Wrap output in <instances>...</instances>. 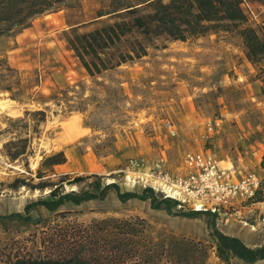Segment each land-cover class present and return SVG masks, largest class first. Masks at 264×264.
Instances as JSON below:
<instances>
[{
    "label": "rangeland",
    "instance_id": "rangeland-1",
    "mask_svg": "<svg viewBox=\"0 0 264 264\" xmlns=\"http://www.w3.org/2000/svg\"><path fill=\"white\" fill-rule=\"evenodd\" d=\"M250 6L254 16L247 24L259 29L264 5ZM109 10L110 0H67L59 10L36 17L29 27L0 36V252L15 251L23 244L33 247L32 238L40 240L48 225L119 218L138 232L140 263L225 264L209 235V216L171 215L136 198L121 202L113 189L103 199L63 204L58 211H68L65 216L40 205L30 210L31 221L8 216L26 215L27 204L47 197V188L10 186L17 178L36 175L42 152L63 150L67 158L44 178H85L76 184L65 182L63 192L97 193L94 181L99 177L103 184L115 182L120 191L141 193L138 183L131 188L124 185L127 175L137 176L138 168L127 167L130 160L150 165L163 157L176 170L186 153L177 144L199 143L201 135L211 139L209 121L220 119L221 130L225 124L264 125V96L259 93L261 83L254 79L256 67L246 59L234 31L208 32L187 41L158 38L146 44L145 56L90 77L66 38L71 31L82 34L111 24L116 18L106 14ZM133 39L127 37L120 50H127ZM225 90H229L226 97ZM40 110L44 120L34 114ZM18 138L30 139L28 153L12 161L4 144ZM257 218L264 214L253 209L238 220L252 229L248 225ZM226 221L235 222L227 217L215 222L224 227ZM255 236L251 247L263 244ZM230 264L247 263L230 258Z\"/></svg>",
    "mask_w": 264,
    "mask_h": 264
},
{
    "label": "trees",
    "instance_id": "trees-1",
    "mask_svg": "<svg viewBox=\"0 0 264 264\" xmlns=\"http://www.w3.org/2000/svg\"><path fill=\"white\" fill-rule=\"evenodd\" d=\"M243 1L110 0V10L106 14L114 16L116 20L82 34L71 31L72 36L66 40L86 73L95 78L104 71L145 56L146 44L155 39L187 41L208 32L234 31L240 38L246 59L256 67L254 79L261 83L260 94L264 96V64L260 65L264 60V24L259 29L247 24L248 17L241 5ZM246 1L264 5V0ZM66 2L67 0H0V36L15 29L29 27L36 17L57 11ZM102 15L101 13L98 16ZM129 36L134 37L129 48L125 51L120 50L119 45ZM26 114L30 112L27 111ZM34 114L41 115V120L45 119L42 110L35 111ZM29 141V138L9 140L4 144L5 155L12 161L26 155ZM66 160L63 150L49 154L42 152L36 175L29 179L17 178L10 186L16 190L21 187L32 190L47 188V197L27 204L26 215L17 212L8 216L31 221L30 210L39 205L65 216L68 211H58L63 204L103 199L108 191L113 189L121 202L136 198L148 201L152 209H163L171 215L187 218L201 214L209 216L211 219L207 222L209 235L215 241L217 257L225 264H230V258L247 264L264 259V243L250 247L239 237L219 230L214 214L178 208L177 201L164 198L150 187L142 188L141 193L120 191L115 182L103 184L100 178L96 177L94 187L97 193L63 192L65 182L76 184L85 179L82 176L68 179L64 175L57 181L44 178L46 172H53L54 166L64 164ZM260 166L264 173V153ZM35 178L39 180L35 181ZM124 185L131 188L125 183ZM253 202H264V174ZM126 221L109 218L90 224L66 222L48 225L41 233L40 240L32 238L33 247L23 244L15 251L13 248L8 253L0 252V264H156L151 260L138 262L142 254L136 245L138 232L132 227L131 222Z\"/></svg>",
    "mask_w": 264,
    "mask_h": 264
},
{
    "label": "built area",
    "instance_id": "built-area-1",
    "mask_svg": "<svg viewBox=\"0 0 264 264\" xmlns=\"http://www.w3.org/2000/svg\"><path fill=\"white\" fill-rule=\"evenodd\" d=\"M250 3L244 0L241 4L248 18L254 16ZM220 121L218 118L209 121L210 134H214ZM127 165L138 168L132 179L143 188L150 187L164 198L177 201V207L183 210L214 214L216 220L240 214L257 203L253 199L262 184L257 172L226 166L210 149L186 152L176 170L168 168L163 158L150 165L142 160H130Z\"/></svg>",
    "mask_w": 264,
    "mask_h": 264
},
{
    "label": "crops",
    "instance_id": "crops-1",
    "mask_svg": "<svg viewBox=\"0 0 264 264\" xmlns=\"http://www.w3.org/2000/svg\"><path fill=\"white\" fill-rule=\"evenodd\" d=\"M227 92H229V90H225L222 96L225 95L224 97H226ZM254 128H248L247 126H243L241 124H225L222 126V130L220 129V126L215 130L216 133L211 136V139L207 137L204 138V136L201 135L199 143L196 142L195 144H191L189 141H185L184 144L183 141H180L182 146L177 144V149L182 148L183 152L203 151L205 149H210L218 154L219 158L226 166L233 165L242 170H252L257 172L262 177L264 173L260 166V162L264 153V125L257 124L254 126ZM217 133H220V136H218ZM197 138L198 137L195 139ZM152 163L153 161L151 164ZM253 209L254 211L258 209V214H264V202L254 203L249 208L243 210L240 214L236 213L227 217V219H234L235 222L230 221L228 223L226 221L223 224L224 227H220L218 223H216V225L223 233L239 237L250 247L253 246L251 244H253L255 240L258 239V237L255 236L256 234L259 235L260 239L263 240L258 242L264 243V218L254 219V221L256 220L255 224L253 223L248 225L250 228L256 230V234L251 232L252 229L241 226L239 222L243 221L238 220V218H240L242 215L244 217L247 213H249V211ZM190 221L191 223H195L192 220ZM243 223L245 224V222ZM262 260L264 259L258 260L254 262V264H257Z\"/></svg>",
    "mask_w": 264,
    "mask_h": 264
},
{
    "label": "bare ground",
    "instance_id": "bare-ground-1",
    "mask_svg": "<svg viewBox=\"0 0 264 264\" xmlns=\"http://www.w3.org/2000/svg\"><path fill=\"white\" fill-rule=\"evenodd\" d=\"M125 184L129 185V186H134L135 185V181L128 175L125 179Z\"/></svg>",
    "mask_w": 264,
    "mask_h": 264
}]
</instances>
